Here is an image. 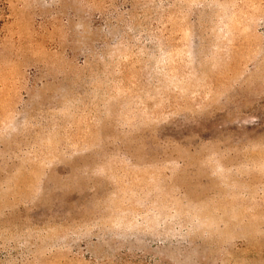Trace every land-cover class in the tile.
<instances>
[{
  "label": "rangeland",
  "instance_id": "rangeland-1",
  "mask_svg": "<svg viewBox=\"0 0 264 264\" xmlns=\"http://www.w3.org/2000/svg\"><path fill=\"white\" fill-rule=\"evenodd\" d=\"M0 264H264V0H0Z\"/></svg>",
  "mask_w": 264,
  "mask_h": 264
}]
</instances>
